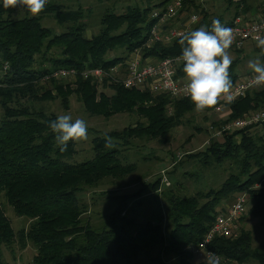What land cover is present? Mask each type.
I'll use <instances>...</instances> for the list:
<instances>
[{"label": "trees", "instance_id": "trees-1", "mask_svg": "<svg viewBox=\"0 0 264 264\" xmlns=\"http://www.w3.org/2000/svg\"><path fill=\"white\" fill-rule=\"evenodd\" d=\"M168 1L154 6L127 7L119 14L105 11L100 30L89 38L84 36L86 14L81 7L71 11L56 0H48L37 16L22 8L24 15L13 17L16 8L5 9L0 2V192L18 215L31 220L29 228L18 234L21 242L29 241L36 247L30 264H195L192 246L203 239L218 213L217 203L229 192H246L252 200L250 214L264 224V123L262 135L248 130L225 134L222 143L212 141L201 154L203 164L211 162L212 155L214 163L221 165L229 160L237 169L216 192L197 197L164 193L165 217L172 226L166 234L161 225L162 213L158 223L140 222L126 215L134 209L128 208L131 196L106 195L110 210L106 223L94 226L91 215L83 217L89 210L79 194L96 187L105 178L123 177L134 170V165L123 166L116 151L106 148L97 138L93 158L80 163L67 162L74 154V144L69 141L67 150L60 151L55 133L49 128V122L57 116L22 101L60 98L67 107L70 95L75 94L90 114L137 112L146 120L137 129L127 128L116 133V138L122 134L119 140L126 141L134 133L163 137L181 123L185 114L194 110L190 98L171 99L168 95L141 93L118 84L110 85L113 94L108 97L98 94L96 85L80 75L74 86L59 79L42 82L41 78L60 67L81 71L97 66L109 68L120 62L123 58L116 55L109 59V53L123 50L127 56L136 47L143 46L154 23L152 11ZM185 3L187 0H183V7ZM48 16L59 25L71 23L60 33H52L42 24ZM213 19L223 24L220 18L200 21L210 30ZM178 40L174 39L170 45L153 43L149 48L143 47V53L156 59L181 55ZM54 48L60 51L59 56L47 57V52ZM238 62L233 59L230 67L233 83L238 78L235 73ZM182 69L183 65L178 73L183 76ZM229 106L228 120L264 108V87L248 91ZM212 124L218 125L215 121ZM158 184L156 180L154 188ZM200 199L205 201L200 204ZM15 236L0 202V264H4L2 247H9ZM208 247L237 264L249 259L264 264V247H252L251 234L242 230L237 237H216ZM153 249H157L154 255Z\"/></svg>", "mask_w": 264, "mask_h": 264}, {"label": "rangeland", "instance_id": "rangeland-1", "mask_svg": "<svg viewBox=\"0 0 264 264\" xmlns=\"http://www.w3.org/2000/svg\"><path fill=\"white\" fill-rule=\"evenodd\" d=\"M164 0H56V3L69 8L71 11H77L79 7L86 14L84 20L87 28L84 36L87 38L96 34L100 30V19L104 12H115L117 14L125 12L127 7H144L147 5H157ZM169 0L168 2H170ZM22 8H16L13 17L23 16ZM69 21L59 25L52 17L48 16L42 20V24L49 27L52 33H60L68 25ZM143 52V51H142ZM60 51L58 48L47 52V57H58ZM119 55L124 59L123 50L109 53L108 57L113 58ZM252 56L258 57L255 52L249 56L245 62H241L239 68L244 63L252 59ZM122 59V60H123ZM39 59L34 63L37 67ZM41 62V60H40ZM48 67V63H45ZM236 68V73H237ZM78 76L69 79H59L74 86ZM82 78V77H81ZM83 79V78H82ZM96 85L97 92L104 93L108 97L113 94L110 83L92 81ZM49 82V81H45ZM49 84V83H48ZM50 88V85L47 86ZM141 93L147 90H139ZM149 92V91H147ZM151 93V92H150ZM153 94V93H151ZM155 95V94H154ZM24 104L30 107L43 108L45 112L55 114L57 117L63 114H71L73 120L76 118L85 119L88 124V140L74 144V154L66 161L69 163H80L90 160L95 155L94 140L97 138L105 145V135L112 138L116 151V157L123 166L133 164L134 170L121 178L108 177L99 182L96 187L84 189L79 197L88 205L87 213L82 216H90L91 224L99 226L107 221L108 209L106 195H126L131 196L128 202L129 217H134L138 221L150 220L158 223V216L162 213L161 225L168 234L172 228L170 222L165 217L167 203L164 199V193L171 191L180 197H197L198 194L208 195L210 191L218 190L223 182L229 177V174L237 172L233 163L229 160L221 165L214 163V156L210 155L211 162L204 163L201 160V154L206 152L212 141L223 142V138L218 140L211 139L209 125L212 122L216 124L222 122L219 119L222 114L212 113V109L204 113H196L194 110L185 114L180 124L172 127L163 137L142 136L134 133L127 137L126 141L116 138V133H121L129 128L137 129L138 126L146 123V120L137 112H113L109 116L93 115L88 113L75 94L70 95L68 105L65 107L60 98L53 100H44L41 102L33 100H22ZM264 108H261L262 110ZM259 110V109H257ZM250 110L248 112H251ZM255 111V110H254ZM2 110L0 108V117ZM215 125V126H219ZM258 135L263 134L262 126H257L249 131ZM213 161V162H212ZM164 178L166 182L162 181ZM159 180V184L154 188L153 183ZM261 183L258 184V186ZM248 197L247 212L241 221L240 230L251 234L252 247H264V224L260 218L252 216L249 210L252 200L244 191H236L222 195L217 203L215 210L221 212L227 209L239 196ZM226 196V198H225ZM206 199V198H205ZM138 204L135 205V202ZM205 200L200 199V204ZM0 202L6 218L9 220L15 233L14 242L9 246L2 247V256L4 264H30L36 253V247L29 241L21 242L18 234L29 228L31 220L25 216L18 215L13 207L7 203L3 193L0 192ZM193 247V246H192ZM188 249L190 247H187ZM157 249H153L151 254H156ZM168 259V258H167ZM195 264L202 262L198 255L193 254ZM224 264H237L236 262L225 261ZM243 264H259L256 260L249 259Z\"/></svg>", "mask_w": 264, "mask_h": 264}, {"label": "built area", "instance_id": "built-area-1", "mask_svg": "<svg viewBox=\"0 0 264 264\" xmlns=\"http://www.w3.org/2000/svg\"><path fill=\"white\" fill-rule=\"evenodd\" d=\"M183 0H171L160 8H155L151 13L154 23L151 26L147 41L143 46L136 47L124 57L120 62L115 63L109 68L89 67L78 71L75 68H56L50 73L42 76L41 81L51 79H69L80 75L83 79H91L100 82L107 81L110 84H118L124 88L147 90L153 94H164L171 99L188 98L184 95L182 88L185 83L184 75H179L178 70L183 62L178 60L180 55L168 56L156 59L153 56H145L143 47H151L153 43L170 45L181 33L193 30L199 22L198 13L189 15L188 19L181 25L173 24V21L184 11ZM198 17V21L193 23L191 18ZM228 27L235 29L236 41L232 45L235 49H240L247 41H254L253 35L258 31L264 35V18L242 19L237 17ZM254 73L250 72L244 76H238L234 84V91L238 92L235 99L244 97L252 89L249 81ZM234 101V102H235ZM230 104L221 101L211 111L215 114H222L219 119L223 120L219 126L212 123L209 125L211 139L218 140L225 134H232L241 130H252L264 123V110H253L244 113L241 117L228 120L231 113ZM162 181L167 183L166 178ZM169 184V183H167ZM248 197L239 196L227 209L218 212L214 221L205 233L203 239L192 247L193 253L204 260L209 253H214L221 258L220 264H224L225 257L213 252L208 246L216 237H237L240 234L241 221L247 212Z\"/></svg>", "mask_w": 264, "mask_h": 264}, {"label": "clouds", "instance_id": "clouds-1", "mask_svg": "<svg viewBox=\"0 0 264 264\" xmlns=\"http://www.w3.org/2000/svg\"><path fill=\"white\" fill-rule=\"evenodd\" d=\"M3 8H23L32 16L39 15L48 0H0ZM192 22L198 17H192ZM252 39L264 56V35L257 31ZM236 41L235 29L227 27L219 19H213L211 29L200 27L181 33L178 40L182 48L178 60L183 62L185 83L182 91L190 98L196 113H204L216 107L221 101L231 104L238 92L234 91L230 67L233 63L231 47ZM247 67L254 73L249 81L250 87H264V63L258 57L248 61ZM49 128L55 133V142L61 152L67 150L69 141L79 143L87 141L88 124L85 119L73 120L71 114L59 115L49 122ZM105 147L114 148L110 136L105 135ZM221 258L209 253L203 264H220ZM197 264H201L197 261Z\"/></svg>", "mask_w": 264, "mask_h": 264}, {"label": "crops", "instance_id": "crops-1", "mask_svg": "<svg viewBox=\"0 0 264 264\" xmlns=\"http://www.w3.org/2000/svg\"><path fill=\"white\" fill-rule=\"evenodd\" d=\"M232 4H229L227 0H187L186 6L182 14L177 17L173 24L181 25L193 13H198L199 21L204 18H220L222 19L223 24H231L237 17L242 19H260L264 18V0H232ZM237 4H240L239 7ZM238 14H235L236 12ZM201 21L195 25L201 26ZM194 28V29H195ZM193 29V30H194ZM258 54V57L261 59V62L264 63V56H261L260 49L256 47L255 41H247L243 44L240 49H235L231 47V53L234 59H238L237 73L236 75L244 76L252 72L248 67L247 63H244L239 68L241 62H245L246 59L251 56L253 53ZM258 57L252 56V59ZM264 110V109H262Z\"/></svg>", "mask_w": 264, "mask_h": 264}]
</instances>
